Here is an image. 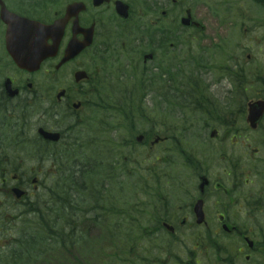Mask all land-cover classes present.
Here are the masks:
<instances>
[{"label":"flooded vegetation","instance_id":"1","mask_svg":"<svg viewBox=\"0 0 264 264\" xmlns=\"http://www.w3.org/2000/svg\"><path fill=\"white\" fill-rule=\"evenodd\" d=\"M202 8L205 6L195 0H0V221L7 220L17 205L30 207L43 195L46 154L70 141L75 127L90 125V94L108 93L109 106L121 109L138 98L136 93L143 86H149L155 95L152 115L137 119L146 124H173L175 105L216 107L212 92L219 90L215 82L209 87L202 84L207 72L217 71L205 69L206 31L210 28ZM3 10L55 27L47 40H62L56 59L35 72L19 68L7 50L9 27L2 19ZM188 18L191 27L183 25ZM43 38L17 36L13 40ZM71 40L93 43L56 70ZM176 52L187 57H178L175 63L171 55ZM182 65L190 68L182 71ZM80 72L85 74L77 78ZM255 96L264 100L262 92ZM241 104L240 109L239 102H234L230 115L210 118L230 123L235 132L230 172L214 179L213 188L206 187L203 197L197 196L196 181L188 187L156 180V186L144 192L150 195L129 202L124 197L113 201L109 210L118 216L153 222L151 227L118 231L121 264H264L259 258L264 253V229L252 224L240 229L231 222L239 217L251 223L264 218V117L253 128L248 123L250 102ZM159 108L166 109V115L160 116ZM132 120L116 115L104 118L119 124ZM42 130L59 133L60 141H48ZM173 140L147 132L137 147L157 151L167 145L165 154L169 156L174 155ZM194 173L199 180L203 177ZM255 173H261L259 180H253ZM171 175L167 170L166 176ZM14 190L22 193L21 200ZM210 195H216L212 208ZM200 199L206 219L214 213L218 228L198 224L196 204ZM247 239L254 242L251 247ZM239 241L246 245L239 247Z\"/></svg>","mask_w":264,"mask_h":264},{"label":"rangeland","instance_id":"2","mask_svg":"<svg viewBox=\"0 0 264 264\" xmlns=\"http://www.w3.org/2000/svg\"><path fill=\"white\" fill-rule=\"evenodd\" d=\"M230 1L233 5V8L239 11L241 9L244 10V14H245L244 23H240L239 17L237 21V18L235 16L233 17V13L229 14L230 16L228 19L223 18L222 24L219 23L220 18L216 20L217 22H214V20L211 17L213 14L217 13V16L218 15L225 16L229 13V9H231L232 11V6L230 4ZM200 2L202 4L206 3L205 8H202V14L204 15L203 19L204 20L207 19V24L210 28L209 32L212 33L216 30L220 32V35L222 36V40H211L212 37L210 36L207 30L206 31L207 40H206V45H205L206 48L207 49L210 48V45H209L210 42H214V44H218V43L223 44L226 51L228 52V55L235 54L237 56H240L242 59L248 61L250 65H253V66H250L251 68L250 72L252 75H264V27H258V28L256 27L257 24L264 23V12L259 10L256 6H254L255 4L251 0H200ZM220 4H222V6L215 7L216 5H220ZM207 5L213 6L214 9L207 8ZM246 16L248 19H246ZM236 23L239 24L238 27L235 26ZM241 24H243L242 29L244 30V33L247 35L246 37H248L249 39L251 38V40H238V38H241V34L239 32L240 31L239 28ZM246 28L248 29V31ZM191 53L197 54L193 50L191 51ZM171 57L174 59V62H175V60L178 59V57L182 59L184 57H187V55L180 54V52H176V54L175 55L172 54ZM188 68L190 67L186 65H182L180 67L182 71H187ZM222 86L230 88L229 84L225 80L222 82ZM216 95L218 94L212 92L213 97H215L216 99H220V96L218 95L216 97ZM256 98L257 97L254 95V93L250 92V95L245 100L247 101V103L255 102L257 100ZM148 101H149L148 106L150 107L151 111H153L154 109L153 98H150ZM236 101L240 102L238 98L236 99ZM231 104L233 105V103ZM166 111H167L166 109L159 108L158 114L160 116H164L166 115L165 114ZM90 114H91V110H90ZM151 125H156V126H151ZM141 126L142 125H140V127L138 126V129L153 131L157 134H159L158 131L153 130L151 128L155 127L154 129L163 130V131L171 130V125L161 124V123L146 124L145 126L143 125L142 128ZM201 128H202V125L194 124L193 130L189 132L190 134L184 133L186 137L183 136V140L188 141L189 144L195 145V144H201L204 141V138L211 139L210 135H211L212 130L208 131L207 135L204 136L203 138L204 131L201 130ZM86 131L88 132L90 131V133L93 132V130L90 129L89 126L86 128ZM86 131H83L81 128L77 127L74 129L73 137L75 139H81L83 136L88 134ZM96 131H100V129L96 128ZM105 138L106 137L104 135L100 134L99 136L100 141L107 142L108 140L104 141ZM116 139H118L117 134H116ZM195 139H197V142H195ZM221 139L222 137H219L218 140H216V137H215L214 140L216 141L211 139L212 141L209 144H207V148L214 149V151L216 152L217 146L219 147L221 145ZM103 142L102 143L96 142L94 144L97 149L96 148L93 149V147H90V165L89 166H90V169L92 170H96L97 167L99 166L97 169L98 173L96 174L95 179L94 180L91 179V182L94 183L95 188L98 187L99 181L103 177L108 178L109 175L112 176V178L109 180V181H112V187L109 188L107 192L101 193V196H103L104 204L109 198V196H112V195L115 197H124V198L139 196L138 194L139 190L143 188L145 185L150 186V187L156 186V184L154 183L155 180H153V176L156 177L157 175H159L162 178V181L166 180V173H161L160 171L161 169L160 167H162L166 161H169L170 163H173L175 161L176 162L175 164H179V159H176V155L167 156V154H165L166 146L159 147L157 151H151V150L140 151L134 139L132 140V142L129 141V143H131V145L133 146V149H131L128 146L127 144L128 142L124 143V146H126V150H125L127 154L126 158L129 161L144 162L143 164L144 170H147L148 168H155V170H152L150 173H142V174L137 173L134 170H129V169H126L125 171L119 170L120 168L116 170H110L111 168L113 167L116 168L118 166V165H115L114 163L117 162V160L120 158V154H119L120 152H119V149H116V151L112 154L111 148L104 151V149L100 147L103 145ZM110 143L111 142L107 144H110ZM178 148H179L178 154H180V152L182 151V147L180 144ZM210 154L214 156L213 152H211ZM149 161L151 162L145 163ZM71 165L72 164L70 163L64 164V162H62V166L67 169H70ZM217 165L218 164L208 169L209 170L208 174L212 180L218 178L219 176L223 177V174L221 173L220 169L214 168ZM177 166L176 165L174 166L172 164V166L169 169L171 174L177 175V174H182L181 172H183L187 177L190 175V172H185L184 171L185 169H181L179 166L178 167ZM80 168L83 171L87 169L86 167H80V164H78L77 166H74V169L76 171H80ZM125 173H129L131 177L125 175ZM258 176L259 175L255 173L253 175V180H259ZM188 181L192 182L189 178H187L186 184ZM197 184H198V181H197ZM188 187H190V184ZM191 187H193V182L191 184ZM221 199H224V197H222ZM208 200H209L210 208H212L213 203L216 200V195L208 196ZM100 204L101 203H99L98 197L94 200V203H90V210H91L90 218H93V219L94 217L98 218L99 223L95 225L92 223L93 219L90 220V229L87 230L88 232H90V246L89 247L85 246L84 252L82 253L83 257H87V258L91 257V261L93 262L95 261V259L102 260V258L100 257L101 255L99 254L100 246H101L99 243V237L102 235L101 234L102 232L99 228L103 227L104 225L110 226L111 224H114L117 222L114 217L112 218L102 217V215L105 213L104 210L98 212L92 209V208H97ZM210 217H211L210 222L212 223V226L213 227L218 226V222H216L215 220V214L214 213L211 214ZM235 219H238L236 220V222L242 226L244 224H251L249 219L240 218V217L234 218L231 221H234ZM128 223L130 222H123V225L126 226ZM188 224L191 225L190 220H188ZM252 225L255 228L264 226V218L258 219L257 221L253 222ZM14 227H15V224L12 223L11 228H6V231L8 233H11L10 236L8 233H5V235H0V247L2 249L5 248L6 246H10L12 242L11 240L12 235L14 236V233L17 229L16 228L14 229V231H12L11 229ZM239 246H242L240 242H239ZM239 264H244V263L243 261H241Z\"/></svg>","mask_w":264,"mask_h":264},{"label":"trees","instance_id":"3","mask_svg":"<svg viewBox=\"0 0 264 264\" xmlns=\"http://www.w3.org/2000/svg\"><path fill=\"white\" fill-rule=\"evenodd\" d=\"M256 1L264 6V0ZM138 111L129 108L126 116ZM82 141L85 143L84 138ZM74 146V154L57 155L61 164H72L70 169L60 165L62 178L47 187L48 200L38 205L35 216L17 221L11 245L0 249V264H90V258L82 253L85 246H90V181L98 172L90 169V150L81 144ZM78 164L87 169L76 171L74 166Z\"/></svg>","mask_w":264,"mask_h":264},{"label":"water","instance_id":"4","mask_svg":"<svg viewBox=\"0 0 264 264\" xmlns=\"http://www.w3.org/2000/svg\"><path fill=\"white\" fill-rule=\"evenodd\" d=\"M11 20V27L8 32L9 39L11 37H25V36H34L39 34V37L46 36L49 33L48 30L42 29L38 25L34 23H30L26 20H22L21 22L18 20H14V23ZM42 30V31H41ZM49 40H7L8 51L14 61L21 67L28 70H36L40 67L43 61L56 57L58 53V47L60 40H53V45L48 44ZM92 40H84L83 42L72 41L68 47L66 52V56L62 63L59 65L62 66L66 62L70 61L74 57H76L83 49L90 46ZM264 113V103L260 102L257 107H254L251 111L250 118L252 119V123L255 124L263 116ZM44 136L49 140L57 141L59 136L51 135L48 133H44ZM201 205H198L197 214L199 215V223L202 222L203 214L200 211Z\"/></svg>","mask_w":264,"mask_h":264}]
</instances>
